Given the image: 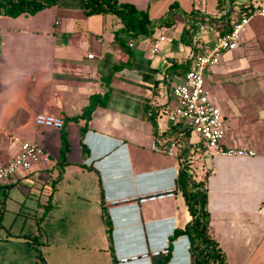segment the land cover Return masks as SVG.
<instances>
[{
  "label": "crops",
  "instance_id": "obj_1",
  "mask_svg": "<svg viewBox=\"0 0 264 264\" xmlns=\"http://www.w3.org/2000/svg\"><path fill=\"white\" fill-rule=\"evenodd\" d=\"M118 1L146 11L149 29L128 34L115 14L86 15L76 0L0 16V162L16 153L15 138L41 145L52 164L62 138L69 144L63 177L37 206L36 240L25 229V193L15 198L21 214L6 226L1 206L0 264H120L121 257L165 246L166 257L123 264H195L188 235L172 238L191 219L184 189L205 196L210 232L227 263L250 264L264 236V17L252 15L238 47L223 51L205 76L225 119L222 148L255 155L205 157L199 135L172 126L167 112L191 55L230 29L244 7L249 14L264 0ZM184 29L193 30L189 44L181 38ZM161 35L169 39L151 53ZM124 63L108 84L104 77ZM105 93V105L86 118L91 97ZM44 116L62 117V128L44 126ZM51 165L31 171L23 186L51 185L57 174ZM167 189L175 191L173 198L110 204ZM48 220H57L51 230Z\"/></svg>",
  "mask_w": 264,
  "mask_h": 264
},
{
  "label": "built area",
  "instance_id": "obj_2",
  "mask_svg": "<svg viewBox=\"0 0 264 264\" xmlns=\"http://www.w3.org/2000/svg\"><path fill=\"white\" fill-rule=\"evenodd\" d=\"M252 15L264 17V6L256 7L249 14L240 16L231 24L229 31L219 34L203 52L193 53L188 61L184 74L178 83L172 87V95L176 104L167 112V119L172 126L181 127L182 130L190 129L195 131L205 151V157L211 158L214 155H239L253 156L254 151L236 148H222L225 138L226 127L223 113L216 102L215 96L208 90L205 84L206 71L217 64L223 51L236 49L240 43L243 30L249 23ZM169 39L166 35L157 38L150 49L156 53L163 41ZM132 45V44H130ZM89 54L88 57H91ZM44 126L55 129L62 128L64 122L62 117L44 116L41 119ZM18 144L16 153L5 162H0V185H13L18 183L36 168L48 167L52 163V157L38 143L15 138ZM154 146V144L152 145ZM176 147V141H172L166 153L172 155ZM178 169H176V173ZM175 191L167 189L163 192L151 193L148 195H132L120 199H112L110 204L131 203L144 205L156 200L173 198ZM260 213L264 215V208ZM170 254L169 246L159 249L144 251L138 254L124 256L119 263L130 261L149 260L152 257H166Z\"/></svg>",
  "mask_w": 264,
  "mask_h": 264
},
{
  "label": "trees",
  "instance_id": "obj_3",
  "mask_svg": "<svg viewBox=\"0 0 264 264\" xmlns=\"http://www.w3.org/2000/svg\"><path fill=\"white\" fill-rule=\"evenodd\" d=\"M60 1L61 0H0V16L4 15L16 17L22 13L35 14L36 12L46 7L56 5ZM76 1L80 3L81 9L86 15L100 13L115 14L121 19L125 31H127L128 34L131 35L146 32L151 24L147 12L136 9L135 6L130 3H121L118 0ZM247 10L248 9L244 7V10H241V16L248 14V12H246ZM229 30L230 29L226 30L225 32ZM192 34V29H184L181 33V38L186 44H189L192 40ZM114 40L116 42L118 41L117 33H115ZM193 47L197 48V44L194 43ZM124 65L125 63L114 65L111 72L104 77L108 84L113 73H115L118 69H120V67ZM183 72H185V70H183ZM108 94L105 93L102 96L96 94L91 97L90 104L86 108V118L90 116V113L95 106H97L98 104L105 105ZM83 133L84 131L82 130L81 135H83ZM68 146V140L63 137L59 148V156L55 160L54 164L51 163L57 170L56 176L51 180V189H54L56 184L63 177L64 167L67 164L66 153L68 150ZM83 150H85V147H83ZM207 173L208 171H205V175H207ZM200 192L201 191L197 189L183 190V195L186 199L191 219L183 229H175L172 238L180 234L188 235L190 241V250L195 264H228L224 252L220 249L217 241L210 232L208 213L204 208L205 196ZM50 197L51 193H49V198ZM104 222L107 225H110L108 216L104 217ZM38 256L40 257L39 251ZM39 260L42 262V259Z\"/></svg>",
  "mask_w": 264,
  "mask_h": 264
},
{
  "label": "rangeland",
  "instance_id": "obj_4",
  "mask_svg": "<svg viewBox=\"0 0 264 264\" xmlns=\"http://www.w3.org/2000/svg\"><path fill=\"white\" fill-rule=\"evenodd\" d=\"M22 180V179H21ZM19 181L16 184L12 185V190L9 193H6V190L2 187H0V208L3 205L4 210V215L2 217V222L3 224L5 223H9L10 219L12 220L15 213L18 212L20 213L19 207H20V202L16 201V197L17 196H24L25 193V198H26V202L25 204L28 206L27 208V213L26 211L23 210V213L25 212L26 214H28V221L27 224L25 226V229L29 231V237L31 240L35 239L36 237L34 234L31 235V231L34 228V220L35 218H37L40 215V212L36 213L37 210V206L38 204H42V199H44V197L48 196V191L50 188V183L49 184H45L44 186L40 185V184H34V186H32L31 184L28 185L29 187H24L23 183H25V179L22 181ZM51 182V180L49 181ZM35 196V197H34ZM23 209H25L23 207ZM17 214V213H16ZM11 216V218H10ZM18 219H20L19 221L22 220V217H18ZM18 221V222H19ZM57 220H52L49 222L48 220V224L46 225L47 228H49L50 230L53 228L54 223ZM18 222L14 223L18 224ZM7 224H5L6 226ZM69 224L67 222L65 223H60V227L61 228H68ZM44 227V226H43ZM3 233V232H2ZM1 233V234H2ZM38 242V240H37ZM250 264H264V236L258 241V245L255 249V251L252 253V256L250 258Z\"/></svg>",
  "mask_w": 264,
  "mask_h": 264
}]
</instances>
